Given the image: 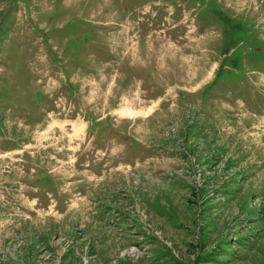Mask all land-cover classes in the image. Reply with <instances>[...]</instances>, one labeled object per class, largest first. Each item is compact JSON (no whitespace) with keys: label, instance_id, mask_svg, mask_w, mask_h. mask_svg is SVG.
I'll return each mask as SVG.
<instances>
[{"label":"rangeland","instance_id":"rangeland-1","mask_svg":"<svg viewBox=\"0 0 264 264\" xmlns=\"http://www.w3.org/2000/svg\"><path fill=\"white\" fill-rule=\"evenodd\" d=\"M0 264H264V0H0Z\"/></svg>","mask_w":264,"mask_h":264},{"label":"flooded vegetation","instance_id":"flooded-vegetation-1","mask_svg":"<svg viewBox=\"0 0 264 264\" xmlns=\"http://www.w3.org/2000/svg\"><path fill=\"white\" fill-rule=\"evenodd\" d=\"M213 9V7L212 6H210V11ZM220 11L219 10H215V12H212L211 11V13H212V15H214L219 21H223L224 22V20H223V18H226V19H228L229 21H231V19L230 18H228V17H226V16H222V15H220V13H219ZM234 18V17H233ZM238 22H230V29H232V28H235V27H238L239 25H241L242 23L239 21V20H242V18H235ZM225 23V22H224ZM238 31L237 30H234L231 34H230V40L231 41H234L235 40V33H237ZM224 33H225V31H224ZM237 60V59H236ZM228 61L229 62H231V63H234V62H236V61H231V60H229L228 59Z\"/></svg>","mask_w":264,"mask_h":264},{"label":"trees","instance_id":"trees-1","mask_svg":"<svg viewBox=\"0 0 264 264\" xmlns=\"http://www.w3.org/2000/svg\"><path fill=\"white\" fill-rule=\"evenodd\" d=\"M213 12H215V10H212ZM219 13H221V12H219ZM237 61V60H236ZM235 63V62H234ZM233 64V63H232ZM222 69L223 68H221V69H219L218 70V72L216 73V75H215V78L217 79V78H220V77H222L223 75H224V73L223 74H221V72H222ZM234 72H235V70H230V69H228L227 70V73H225L226 75H234ZM224 191L226 192V194H230V193H232L231 192V189H229V188H225L224 189ZM233 194V197L235 196V194L234 193H232ZM239 245H246V243H239ZM251 246H252V244H251ZM246 247L248 248V247H250V246H248V245H246ZM236 251V250H235ZM173 257V256H172ZM198 257H199V255H198ZM173 260L175 261V259L173 258Z\"/></svg>","mask_w":264,"mask_h":264}]
</instances>
